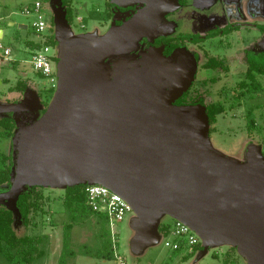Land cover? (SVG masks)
Returning a JSON list of instances; mask_svg holds the SVG:
<instances>
[{
    "label": "water",
    "instance_id": "1",
    "mask_svg": "<svg viewBox=\"0 0 264 264\" xmlns=\"http://www.w3.org/2000/svg\"><path fill=\"white\" fill-rule=\"evenodd\" d=\"M59 1L52 0L60 34L55 93L47 108L28 95L10 111L18 130L11 188L0 193V205L20 217L16 202L27 187L103 186L136 215L138 251L158 242L169 216L205 248L231 245L247 264H264V146L253 148L249 163L221 155L210 143L205 108L175 105L194 62L152 49L139 66L106 64L135 52L143 38L154 43L178 0H110L142 8L120 27L113 22L102 39L73 36Z\"/></svg>",
    "mask_w": 264,
    "mask_h": 264
},
{
    "label": "rangeland",
    "instance_id": "2",
    "mask_svg": "<svg viewBox=\"0 0 264 264\" xmlns=\"http://www.w3.org/2000/svg\"><path fill=\"white\" fill-rule=\"evenodd\" d=\"M38 2L43 6L45 19L51 20L48 32L42 36L37 34L34 28V24L39 22L38 15L33 11ZM59 2L62 7L61 0ZM109 3L110 0H71V7L76 13V18L69 24L72 35L87 34L96 39L104 38L113 24L108 13ZM222 5L224 12L218 4L211 12L212 16L208 18L200 16L191 6L178 8L168 16L167 21L173 25L171 33L181 35L203 32L233 22L264 26V0H224ZM53 7L51 0H0V29L5 32L0 43L11 49L14 57V60L10 61L0 50V119L8 117L14 105L19 104L28 95L34 96L38 103H44L42 99H45L46 90L51 89L47 78L40 76L33 69V53L28 43L47 44L49 40L60 38ZM27 8L31 9L29 15L25 13ZM62 8L66 15V9ZM263 35V32L256 28L243 29L240 39L235 35L224 40L222 44H217L218 41L208 42L206 47L209 54L225 59L231 71H228V75L226 70L202 69L205 59L202 58V64L197 63V66L193 61L195 80L191 78L184 92H188L194 100H202L204 108L216 102L224 105L225 111L217 117V123L209 133L210 143L219 154L243 163L250 162L253 148L264 146V77L259 76V83L262 85L260 89L255 90L257 83L249 82L247 86L239 87L237 84L245 81L248 63L245 54L239 57L234 55L241 50L244 53L255 38L262 39ZM229 44L232 46L227 47ZM47 45L51 47V56L59 55L55 45ZM257 46L255 41L253 49ZM233 57L235 60H232ZM249 57L254 61L260 58ZM52 98L53 96L47 99L51 102ZM211 127L209 123V129ZM17 130L16 123L14 135ZM13 137L0 142V149L10 157V165H13ZM7 187L0 188V193L6 192ZM30 188L27 187L24 192ZM40 189L44 194L43 211L34 216L35 224L26 226L21 217L13 213V228L19 237L40 238L39 249L44 251V256L35 259L32 264H225L227 254L231 256L228 264H247L245 258L231 245L205 248L201 242V249L198 251L193 252L192 248L185 247L182 253L167 248L166 240H175L171 234L175 219L169 216L162 219L160 228L168 225L170 235L165 237L160 231L158 242L142 251L133 247V221L136 218L134 213L128 214L123 222L115 226L114 235L107 220L97 215L79 220L73 229L66 230L70 224V216L63 204L66 190L45 187ZM0 209L7 208L0 205ZM112 237L116 240V248L104 249L103 241L107 238L111 240ZM102 249L105 254H110V258L96 256ZM185 257L189 259L185 260ZM0 264L13 263L0 254Z\"/></svg>",
    "mask_w": 264,
    "mask_h": 264
},
{
    "label": "trees",
    "instance_id": "3",
    "mask_svg": "<svg viewBox=\"0 0 264 264\" xmlns=\"http://www.w3.org/2000/svg\"><path fill=\"white\" fill-rule=\"evenodd\" d=\"M62 7L66 9V19L68 24H72V21L76 18V13L73 11L71 7V0H61ZM47 44L55 45V41L49 40L46 42ZM45 44V45H47ZM44 45L32 44V48L34 51L41 50ZM258 61H250L249 64V79H253V73H258L262 77H264V54L259 56ZM221 66L220 63L214 62L209 65L211 67ZM40 76H42L39 73ZM245 86V85H244ZM262 85L257 83V87L255 90L260 89ZM24 87L18 88L23 92ZM48 93L50 94L49 98L53 96L54 90L49 89ZM50 99H46L44 102V106H48ZM189 103L200 104L202 107V102H194V99L189 96V93H185L178 101L177 105H183ZM206 114L208 117V121L212 126L210 132L212 131L213 126L217 123V117L225 111V107L221 102H216L205 106ZM45 113V110H43ZM16 123L15 120L11 117H6L0 119V142L3 140H10L15 132ZM10 157L6 152L0 149V188H6L8 191L11 188V174L13 165L9 164ZM86 186H79L66 189L63 196V204L65 207V211L70 216V224L67 225L66 230H71L79 220H84L90 215H97L101 218L107 220L108 217L103 214H99L94 212L88 205L87 195L85 192ZM44 194L40 187H31L29 190L23 192L17 199L16 208L19 211L20 217L23 220L26 226H29L34 223V216L43 211V202ZM14 216L13 212L8 209H0V254L4 255L6 259L13 264H32L35 259H38L44 256V251L39 249L40 238H32V237H19L14 228ZM161 233L168 237L170 235V227L168 225H164L160 228ZM104 249L113 248L112 239H105L103 241ZM104 249L97 253V257L110 258V254H105ZM201 249V244L196 245L193 248V252ZM185 250V245L181 244L178 250H175L177 253H182ZM13 251H16L13 253ZM216 257V256H214ZM230 254H227L224 262L225 264L230 263ZM185 260H188L189 257H185Z\"/></svg>",
    "mask_w": 264,
    "mask_h": 264
},
{
    "label": "flooded vegetation",
    "instance_id": "4",
    "mask_svg": "<svg viewBox=\"0 0 264 264\" xmlns=\"http://www.w3.org/2000/svg\"><path fill=\"white\" fill-rule=\"evenodd\" d=\"M52 1V0H51ZM224 0H178L177 6L174 8L173 11L169 12L165 18V21L160 25L157 29V34L156 37L154 38V43H151L148 41L146 38H143L140 40L138 49L129 54V55H118V56H112L109 59L106 60V64L108 68L111 70H114L115 64L121 63V62H128L132 63L135 66H139L141 61L150 53L152 49H156V52L158 51L159 56H162L164 59L167 60H174L176 58H180L187 60L189 62H196L201 63L202 58L205 59L204 63L202 64V69L206 70H217L220 69L221 71L226 70L231 71V68L229 69V64L226 62L225 59H221L219 57H213L209 54V50L206 47V44L208 42H215L218 41L217 44H222L224 40H227L228 38H231L232 36L237 35V37L240 39L241 36V30L246 29V30H251L256 28L259 29L260 31L263 32L264 34V26L262 27L261 25L257 24H245V23H239V22H233L231 24H228L226 26H215L213 28L207 29L203 32H195V33H186V34H181V35H176L171 33L172 32V27L173 25L168 22V16L177 10L178 8L182 7H188L191 6L196 9V11L199 13L200 16L208 18L211 15V12L216 8V6L219 4L221 11H225L224 5L223 4ZM53 7V6H52ZM141 6H136V7H131V8H120L117 6H114L109 3V18L111 20V24L114 22L117 27H120L124 25L126 22L132 19V17L141 9ZM236 14V13H235ZM50 22L49 20V28H50ZM153 21L149 22V26H151ZM243 24V25H242ZM264 36V35H263ZM255 41L258 43V46L256 49H253V44ZM213 45V44H212ZM232 46L229 44L227 47ZM252 46V47H251ZM192 50V51H189ZM225 50H229V48H225ZM241 54H245L247 58V71L245 72V81H242L241 83H238L239 87L242 86H247L248 82L255 84L259 83L260 79L259 76L261 77L260 74L258 73H253V79H249V64L250 61L253 59H250L249 56H261L264 54V38L258 39L255 38L252 43H250L249 46L246 47L245 52L241 50V52H237L234 57H239ZM234 57L232 60H235ZM214 62L220 63L221 66L217 67H211L209 65L213 64ZM195 66V68H196ZM228 68V69H227ZM224 73V72H223ZM226 75V74H224ZM229 75V73H228ZM195 80L194 75L192 77V80ZM47 93H45V100L49 98L50 94L48 93V90H46ZM188 93V92H186ZM185 94V93H184ZM183 94V95H184ZM182 95V96H183ZM181 96V97H182ZM190 96V94H189ZM33 97V96H30ZM180 97V98H181ZM51 98V97H50ZM179 98V99H180ZM178 99V100H179ZM200 99V98H199ZM177 100V101H178ZM42 101V102H43ZM177 101L175 102V105H177ZM199 102H202V100H198ZM194 102H197V100H194ZM14 105V104H13ZM194 105H199L200 104H193L190 105L189 103L183 104V105H177V106H194ZM44 106V103H43ZM34 105L30 104L29 108H33ZM46 107V106H45ZM202 107V106H201ZM47 108V107H46ZM43 111L40 112V117L43 115ZM19 115V114H18ZM22 116L24 113L21 114ZM8 117H11L14 119V114L10 113ZM6 118V117H5ZM15 120V119H14ZM16 123V121H15Z\"/></svg>",
    "mask_w": 264,
    "mask_h": 264
},
{
    "label": "built area",
    "instance_id": "5",
    "mask_svg": "<svg viewBox=\"0 0 264 264\" xmlns=\"http://www.w3.org/2000/svg\"><path fill=\"white\" fill-rule=\"evenodd\" d=\"M33 11L39 17V22L34 24L35 31L37 34L42 36L49 30V20L45 19L41 3H36ZM25 13L27 15L31 14V9H25ZM0 50L4 52L6 59L12 54L11 49L5 48L1 43ZM50 51L51 47L44 44L41 50H38L33 54L32 66L36 72L47 78L50 88L54 90L56 88V74L53 66L55 60L50 55ZM85 192L89 207L94 212L108 217L109 226L114 235L115 226L123 222L126 216L132 213L131 206L120 195L111 192L108 188L103 186H86ZM171 234L175 237V240H166L165 246L174 251L178 250L181 244H184L185 247L192 249L196 245L200 244V240L197 235L189 226L183 224L182 222H174ZM111 239L113 249H115L117 245L116 240L114 237Z\"/></svg>",
    "mask_w": 264,
    "mask_h": 264
},
{
    "label": "crops",
    "instance_id": "6",
    "mask_svg": "<svg viewBox=\"0 0 264 264\" xmlns=\"http://www.w3.org/2000/svg\"><path fill=\"white\" fill-rule=\"evenodd\" d=\"M25 26H21V28H23V29H27V28H24ZM0 30H2V29H0ZM4 30H2V34L0 33V37H2L3 38V36H4ZM32 44H38V45H44L43 43H34V42H30V43H28V47L32 50V53L34 54L36 51H34L33 50V48H32ZM38 51V50H37ZM9 59H10V61L11 60H14V57L12 56V54L10 55V57H9ZM30 83V82H29ZM18 95H19V92H18ZM34 97V96H33ZM33 97H31V100L33 101L34 99H33ZM25 99H27V98H24V100ZM51 99V98H50ZM44 99H42V101H43ZM32 101H29L30 103H33ZM44 102V101H43ZM42 105H43V103H42ZM49 105V104H48Z\"/></svg>",
    "mask_w": 264,
    "mask_h": 264
}]
</instances>
